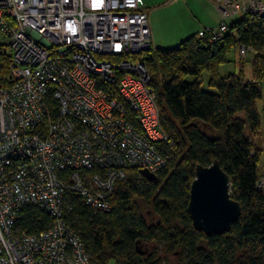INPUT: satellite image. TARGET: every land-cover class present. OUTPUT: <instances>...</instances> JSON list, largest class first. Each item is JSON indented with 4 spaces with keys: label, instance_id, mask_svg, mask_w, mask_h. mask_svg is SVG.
<instances>
[{
    "label": "built area",
    "instance_id": "obj_1",
    "mask_svg": "<svg viewBox=\"0 0 264 264\" xmlns=\"http://www.w3.org/2000/svg\"><path fill=\"white\" fill-rule=\"evenodd\" d=\"M210 1L221 21L198 32L212 42L233 16L264 17V0ZM0 31V264H95L66 219V195L108 211L118 181L168 164L141 57L157 50L151 12L145 0H0ZM257 185L264 191V175ZM27 206L52 224L24 230Z\"/></svg>",
    "mask_w": 264,
    "mask_h": 264
},
{
    "label": "trees",
    "instance_id": "obj_2",
    "mask_svg": "<svg viewBox=\"0 0 264 264\" xmlns=\"http://www.w3.org/2000/svg\"><path fill=\"white\" fill-rule=\"evenodd\" d=\"M229 30L219 42L197 31L174 48L142 54L170 135L161 145L168 164L154 180L135 169L118 181L108 211L96 210L74 193L66 195V219L93 263L264 264V191L257 185L264 175V144L258 148L245 132L249 126L252 136H258L263 126L258 105L264 99V17L244 15L232 21ZM243 43L256 52L253 80L243 68L221 76L222 64L229 63L232 50ZM204 73L214 90L203 88ZM215 160L231 178V197L241 203L242 214L229 232L206 235L188 211L190 189L196 166ZM145 205L151 206L149 212ZM52 222L42 208L27 206L19 223L36 233ZM163 248L177 260H165Z\"/></svg>",
    "mask_w": 264,
    "mask_h": 264
},
{
    "label": "rangeland",
    "instance_id": "obj_3",
    "mask_svg": "<svg viewBox=\"0 0 264 264\" xmlns=\"http://www.w3.org/2000/svg\"><path fill=\"white\" fill-rule=\"evenodd\" d=\"M167 1L169 0H145L146 7H148V9L151 10L153 7H159L156 9L157 12L154 14V19H157V21L155 22L156 24H158V30L156 29V34L161 41H164L166 38V42H164L163 44L157 41L156 45L158 48H174L175 46H178L182 40L186 39V37L192 34H189L183 39H177V41H175L174 38L177 34L184 35V33H182L184 32V30L186 31L188 28L192 29L193 26L200 24L199 19L205 21V19L211 14V11L216 12L215 10H217V8H215V6L210 0H174L173 3H170L173 4L171 7H164L165 5L163 4ZM241 18L242 16L237 15L233 16L231 19L232 21H234L240 20ZM8 42V38L4 36V34L0 31V43L5 45V51L9 50L8 46L6 45L8 44ZM238 48L239 46L235 47L232 50V54L230 55V62L222 64L220 74L221 76H226L233 72L239 73L240 70L243 68L247 79L253 80L252 60L256 52H251L247 56L242 57L239 53ZM203 77L205 79L203 83V88H205L206 90H214V88H210L208 86V81L210 79L209 74L204 73ZM188 79L193 80L194 77L188 76ZM261 86L263 87L264 97V81L261 82ZM258 108H260L261 120L263 123L261 132L258 134V136H252V133L249 130V126H247L245 132L253 138L254 143H256V146L259 148L262 147L264 144V99L262 102L259 103ZM240 116L246 118L244 112H241ZM260 165L262 170L264 171V153H261ZM150 207V205H145V211L149 212ZM162 254L165 257V260L170 263H173L177 260L176 255L172 252H168L166 248L162 249Z\"/></svg>",
    "mask_w": 264,
    "mask_h": 264
},
{
    "label": "water",
    "instance_id": "obj_4",
    "mask_svg": "<svg viewBox=\"0 0 264 264\" xmlns=\"http://www.w3.org/2000/svg\"><path fill=\"white\" fill-rule=\"evenodd\" d=\"M150 180L156 178L144 171ZM191 185L188 211L195 227L206 235L229 232L242 214L241 203L231 197L232 181L219 160L212 165L196 166V177Z\"/></svg>",
    "mask_w": 264,
    "mask_h": 264
},
{
    "label": "crops",
    "instance_id": "obj_5",
    "mask_svg": "<svg viewBox=\"0 0 264 264\" xmlns=\"http://www.w3.org/2000/svg\"><path fill=\"white\" fill-rule=\"evenodd\" d=\"M174 0H169L167 2H165L163 5H165L164 7H171L173 4H170V3H173ZM161 7V6H160ZM148 8V7H147ZM157 8L159 7H153L151 10L148 9L150 12H151V23H152V30H153V34H154V39H155V44L157 43V41H159V43H163L166 42V38L164 41H161L158 37H157V34H156V29L158 30V24H156L155 21H157V19L155 18L154 19V14L157 12ZM216 12H213L211 11V14L205 19V21L200 20V24H197L195 26L192 27V29H187L186 31L184 30V35L182 36L181 34H177L176 37L174 38L175 41H177V39H183L184 37L188 36L189 34H196L197 31H199L200 29H204L208 26H216L219 24V22L221 21L220 20V15L218 14L217 10H215ZM202 27V28H201ZM189 32H192V33H189ZM159 39V40H158ZM174 41V42H175ZM158 48V47H157Z\"/></svg>",
    "mask_w": 264,
    "mask_h": 264
}]
</instances>
